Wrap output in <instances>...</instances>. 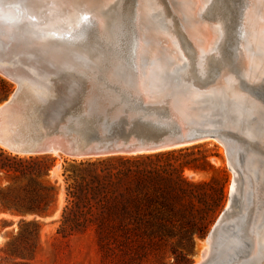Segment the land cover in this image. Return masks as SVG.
<instances>
[{
	"label": "water",
	"instance_id": "water-1",
	"mask_svg": "<svg viewBox=\"0 0 264 264\" xmlns=\"http://www.w3.org/2000/svg\"><path fill=\"white\" fill-rule=\"evenodd\" d=\"M138 3L0 0V74L16 84L0 102V145L17 155L89 159L216 141L232 193L193 264H264V83L237 67L116 63ZM79 51L83 63L97 52L105 66L114 58L113 67H74Z\"/></svg>",
	"mask_w": 264,
	"mask_h": 264
},
{
	"label": "rangeland",
	"instance_id": "rangeland-1",
	"mask_svg": "<svg viewBox=\"0 0 264 264\" xmlns=\"http://www.w3.org/2000/svg\"><path fill=\"white\" fill-rule=\"evenodd\" d=\"M144 1L146 2L147 0ZM158 1L161 3H159L160 6L165 9L163 2L161 0ZM255 1L207 0V3L203 5L202 11H199L204 16L200 21H203L202 23L205 26H209L210 33L218 32V35L213 39L214 49L204 55V48H201L199 50L200 54H197V56L192 51L193 66L190 58L186 55L181 58L184 61L180 59L170 61L167 63L168 66L172 67L181 64L184 65L182 67H199L198 62L202 61L203 55L204 62L206 61L205 67L247 68L245 65L246 60H243L245 59L243 40L239 37L241 30L249 23L247 18L250 17V11L248 10H251V6ZM146 6V3L140 0L136 9V14L140 19L145 12ZM140 9H143V12ZM170 11L172 12L173 10L171 9ZM168 14H166V18L169 20L168 23L171 30L179 28L177 31L182 32L185 25L178 24L180 23L179 20L170 16L172 13L170 14L169 12ZM173 16L175 15L173 14ZM171 17L175 18V20L172 21ZM199 17L201 16L199 15ZM136 19L137 23L133 28V32L117 48L118 57H116L117 61L115 62L127 64L125 67H152L153 64L151 63H153L154 57H150V52L148 51L147 43L149 39L145 36L147 33L145 28L142 27L144 26L143 23L140 19ZM139 21L142 25L138 23ZM0 36L5 39L4 35ZM17 53L21 58L22 52ZM233 53L235 57L233 56L232 58ZM81 54H83V51H79L77 53L78 57L72 59L75 63L74 67H113V65L109 66L108 63V66H105V63L99 60L100 57L97 52L91 53L90 61L88 60L84 63L79 59ZM143 55L146 57H143ZM24 57H27V55ZM69 64L72 63L70 62ZM0 80H3L8 85V90L3 93L0 83V102H2L14 90L16 84L1 74ZM185 148H188V151L157 161V165L164 168L159 171L163 178L153 174L149 185L144 188H140V185H137L140 181H135L133 176L117 179L116 173L119 167L116 162L112 163L114 166L106 163L84 164V197L88 199L89 204L93 205L91 208L92 213H97L98 210H95L94 205L99 203V207H102L99 212L102 214L107 213L104 206L109 198H122L127 194L137 196L144 189L151 193L152 189L157 188L152 185L153 183H157L159 180L176 179V171L173 168L178 163L190 161L195 164L197 168H185L182 176L189 183H205V185L196 187L184 185L185 194L179 195L176 203L179 216H173L177 224L175 226H161L158 223H151L145 229L154 240L159 241L161 239V242H159L164 249V254L152 250L147 245L139 249L137 253H134L132 248H139L134 247L136 246L134 245L136 238H133V245H130L126 240H122L123 236L121 233L116 236L119 241L122 240L121 243L100 246L94 224H89L83 232L74 233L66 237L56 233L61 208L66 204L67 192H74L76 189L73 181L67 177L71 173V169L62 167L63 160H69V158L63 157L62 159L60 156L52 155V157L56 158V166L49 171V175L41 179H35L34 177L30 181L28 175L23 176L14 172L8 174L0 170V264H116L121 262V260H124L127 264H174L175 258L170 254V248L180 249L179 247L187 248L188 246H192V250L186 253L185 264L196 263V260L200 257L199 254L203 251L202 246L205 245L204 241L208 231L229 202L232 193L233 173L228 166L224 147L220 143L210 140ZM5 156L8 158L6 159ZM19 158H23V156L8 152L0 146V163L20 169L23 164L19 163ZM203 158L206 159L210 167L203 166ZM95 159L89 158L84 159V161H93ZM93 174L97 175L96 179L91 178ZM39 182L46 186L53 185L56 189L54 214L46 219H35L26 212V209L32 207L33 193H26L24 188L27 184L33 188L35 183ZM127 188H130L129 191ZM90 189H97V192L92 194ZM107 204L113 208L112 201ZM110 212L109 210L107 216H110ZM22 220L23 222H21ZM139 221L135 220V222ZM133 225H130V227L132 228ZM203 225L206 227V234L203 238H199L196 233ZM142 230H144L142 227L136 229L139 235H142ZM192 233L194 235L193 239H191ZM129 248L131 249L129 250ZM185 248L184 251H186Z\"/></svg>",
	"mask_w": 264,
	"mask_h": 264
},
{
	"label": "trees",
	"instance_id": "trees-1",
	"mask_svg": "<svg viewBox=\"0 0 264 264\" xmlns=\"http://www.w3.org/2000/svg\"><path fill=\"white\" fill-rule=\"evenodd\" d=\"M3 93L8 90V85L3 80H0ZM188 151V148L163 151L151 154H141L134 156H113L106 158H96L93 161L65 159L63 160L62 167H68L71 169V173L67 176L68 179L73 181V185L76 187L74 192H67L65 198L66 204L61 208L59 215V225L56 229V233L62 237L70 236L74 233L83 232L89 224H94V229L97 233V240L100 246H107L110 244L121 243L122 240H126L127 243L133 245V238H136L134 247L132 248L134 253H137L139 249H142L145 245L149 246L154 251L164 254V249L161 247V239L156 241L147 233L145 229L151 225V223H158L161 226H175L177 221L173 216H179L177 213V198L179 195L185 194V186H199L205 185V183L194 184L189 183L183 178L182 172L185 168L195 169V164L190 161H184L178 163L173 169L176 171L175 180H165L157 183H153L157 188L152 189L151 193L145 189L141 191L140 195H126L122 198H109L104 206L107 213L110 212V216L99 212V203H95V210L97 213H92V204L88 203V199L84 197V164L94 165L108 164L114 166L112 163H118V171L116 173L117 179L120 177L133 176L135 181H140L137 185L140 188H144L149 185L151 176L154 174L160 178H163L159 171L163 170L161 166L157 165V161L173 157L175 154H181ZM2 154V152H1ZM6 157V156H5ZM8 157H6L7 159ZM63 159V157H62ZM19 163L23 164L20 169L14 168L11 165L0 163V170L5 173H20L21 175L29 176L31 179H41L49 175V171L56 166V158L51 155H38L19 158ZM210 167L205 158H203V166ZM204 168V167H203ZM121 175V176H120ZM97 175L93 174L92 179H96ZM91 179V180H92ZM185 185V186H184ZM154 188V187H153ZM128 191L130 188H127ZM26 193H33L32 207L26 209V212L31 214L35 219H46L53 216L54 205L56 202V189L53 185L46 186L42 182L35 183V186L29 187L27 184L24 188ZM92 194L97 192V189H90ZM113 202V208L107 203ZM28 215V216H31ZM25 217V216H24ZM140 220L135 222V220ZM23 222V220L21 221ZM133 223H135L133 225ZM140 223V224H139ZM202 224V223H201ZM130 225H133L132 228ZM142 227L141 234L136 231L137 228ZM196 233V236L203 238L206 234V227L203 225ZM122 234L123 239L118 240L116 236ZM132 233V234H131ZM194 233V232H193ZM191 239H193V235ZM133 235V237H131ZM180 249L170 248V254L174 256V264H185L186 253L191 252L192 246H188L186 251L183 247ZM131 248H129L130 250ZM116 264H127L124 260ZM162 264V263H159Z\"/></svg>",
	"mask_w": 264,
	"mask_h": 264
},
{
	"label": "bare ground",
	"instance_id": "bare-ground-1",
	"mask_svg": "<svg viewBox=\"0 0 264 264\" xmlns=\"http://www.w3.org/2000/svg\"><path fill=\"white\" fill-rule=\"evenodd\" d=\"M161 1L163 2L165 9H163L160 6L161 3L158 0H147L146 2L143 0V3H146L147 5L145 7V12L142 15L141 19L137 16V18L140 19L144 25L142 27L145 28L147 33L145 36H147L149 39L147 43V47L149 49L148 51L150 52V57H154L153 63H151L153 64L152 67H169L167 63L170 61L171 62L176 61L177 59L184 61L183 59H181L183 58L184 55L190 58L191 64L193 66L194 58L192 56V51H194L195 55L197 56V54L198 55L200 54L199 50L201 48H204V52H205L204 55L205 54L207 55L210 51L214 49L213 39L215 38V36L218 35V32L216 31L210 33L209 26L207 25L205 26V24L202 23L203 21L202 22L200 21V19L203 18L204 16L201 15L199 11L200 12L202 11L203 5L207 3L206 2L207 0H161ZM253 3L254 4H252L251 10H248L250 11V17L248 16L249 18H247V21L249 19V23H247L246 26L241 30L239 37L243 40V45H244L243 49L245 51V53H243L245 54V59L243 60L244 61L246 60L245 65L247 68H242V67H237V68L240 70L241 76L246 78L248 81L261 80L264 83V0H256ZM143 9L140 10H142L143 12ZM171 9L173 10L172 12L170 11ZM169 12L170 14L172 13V15L170 16L176 17V20H179L180 23L178 24L180 25L183 24V26L185 25L182 32L177 31L179 28L177 30H171L170 24L168 23L169 20L166 18V14L169 15L168 14ZM173 14L175 16H173ZM199 15L201 17H199ZM171 20L174 21L175 18L174 19L172 18ZM138 23L141 24L140 21ZM233 56L235 57L234 53L232 55V58ZM143 57L146 56L143 55ZM113 63L114 61L113 59H111L108 65L109 66L113 65ZM205 63L206 61L204 62V57L202 55V61L200 63L198 62L199 64L198 66L205 67ZM182 66L184 65L179 64L178 66H172V67H182ZM0 146L3 147L2 145ZM260 146L264 153V123H263V135L261 137ZM3 148L6 149L5 147ZM54 156L58 157V155H54ZM227 206L228 204L226 205V207ZM208 242H209L208 239L204 241L205 245L203 244L204 246H202L203 248V251L201 252L202 254L196 260V263L200 262L202 258L206 255L208 251Z\"/></svg>",
	"mask_w": 264,
	"mask_h": 264
}]
</instances>
